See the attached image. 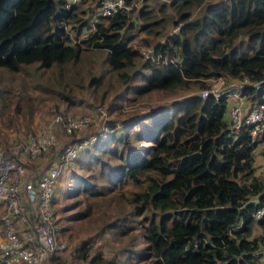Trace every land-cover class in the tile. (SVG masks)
<instances>
[{
	"label": "trees",
	"instance_id": "1",
	"mask_svg": "<svg viewBox=\"0 0 264 264\" xmlns=\"http://www.w3.org/2000/svg\"><path fill=\"white\" fill-rule=\"evenodd\" d=\"M93 1L90 17H84L88 11L77 12V4L67 7L68 0H0V68L9 72L32 64L63 68L94 49L105 52L103 62L123 83L134 82L128 86L135 94L202 90L219 76L249 82L264 77V0L163 4L158 10L165 16L151 19L144 14L147 21L140 28L154 35L159 33L157 27L166 25L178 30L152 45V57H144L130 45L136 25L132 10L94 21L101 0ZM197 7L202 11L190 18ZM167 8L173 13L166 14ZM69 22L77 30L78 41L65 30ZM85 27L88 32L83 34ZM242 95L248 108L264 101V90L249 84ZM228 106L225 97L190 93L172 105L139 114L123 124L117 135L108 122L106 132L69 162L77 169L67 196L76 198L73 205L80 195L84 200L104 194L121 198L109 186L133 184L126 199L130 213L117 216L113 227L119 235L132 233L122 251L138 263L264 264L259 261L264 236L253 235V224L264 227V217L252 216L264 203V171H258L255 163V149L264 146V135L252 137L246 127L230 134ZM140 122L145 123L136 131ZM151 126L154 131L149 134ZM131 139L139 144L132 145ZM118 146L125 147L118 150ZM261 151L264 154V147ZM103 154L116 162H104ZM92 163L103 169L109 166L107 183L96 181L94 173L85 176L86 165ZM128 214L141 217L137 227L125 223ZM91 249L85 241L74 250V257L90 258L87 264H116L99 253L91 257Z\"/></svg>",
	"mask_w": 264,
	"mask_h": 264
},
{
	"label": "rangeland",
	"instance_id": "2",
	"mask_svg": "<svg viewBox=\"0 0 264 264\" xmlns=\"http://www.w3.org/2000/svg\"><path fill=\"white\" fill-rule=\"evenodd\" d=\"M170 1L129 0L136 23L130 45L134 48L152 47L155 43L163 41L166 35L174 33L173 30L177 27L175 25L157 27L155 31L159 33L155 35L146 33L145 29L140 28V25L147 21L144 14L150 15L151 19L164 17L165 15L163 16L158 9L163 4L168 5ZM215 1L208 0L211 3ZM71 4H77V12L84 9L88 11L83 14L86 17L90 15V8L94 1L77 0ZM201 11V7L194 8L190 18L194 19ZM171 13H173L172 9L167 8L166 14ZM73 25L69 22L65 30L73 41H78L77 30ZM86 31L87 27L83 28L82 33ZM145 41H148L149 45L148 43L143 44ZM104 58V51L93 49L90 53L85 51L81 61L74 65H64L63 68H45L38 64L25 66L18 72H9L0 68V151L23 163L26 178H34L49 164L56 162L58 158L56 152L71 141L105 133L108 122H112L114 126L110 131L117 135L123 124H127L139 114L155 110L158 106L172 105L175 101L200 90L180 89L174 93L154 90L135 94L130 90L132 87L128 86L134 82L123 83L117 74L103 62ZM94 78L96 81L91 82ZM214 83L219 82L210 81V84ZM223 85L224 83L220 84V87ZM64 114H70L72 117L90 115L92 121L84 128L70 133H66L61 125L56 126L55 140L51 147L39 156L28 157L22 150L28 137L38 134L44 127L49 126L55 116ZM144 123L140 122L136 125L135 130L138 131ZM147 130L149 134H152L154 126ZM134 144L139 143L133 139L132 145ZM121 147L125 146H118V150ZM262 147L264 146L259 144L255 151ZM121 152L123 153L124 149H121ZM102 158L109 164L116 162V159L109 154H103ZM261 160L264 164V159ZM72 163H65L62 166V174L54 200L57 235L67 244L68 248L59 256L55 255V259L50 260V258L45 264H87L90 258L79 260L74 257V250L85 241L92 247L91 257L99 253L103 258L111 259L116 264H141L134 261L132 255L126 258L122 251L126 244L131 242L132 233L119 235L117 229L113 227L115 223H118L116 222L117 216L125 218L127 213H130V205L126 199L134 188L133 184L127 183L119 187L118 185L109 186L121 193V198L110 199L104 194L97 197L91 196L84 200L80 195L77 205H73L76 198L67 196L70 177L77 169V166ZM109 169V166L103 169L99 164L92 163L86 165L83 173L85 176L94 173L96 181L103 184L107 183L105 177ZM1 210L0 206V213ZM140 218V216L128 214L125 223L131 227H137V221ZM259 234L264 236V227L254 223L253 235Z\"/></svg>",
	"mask_w": 264,
	"mask_h": 264
},
{
	"label": "built area",
	"instance_id": "3",
	"mask_svg": "<svg viewBox=\"0 0 264 264\" xmlns=\"http://www.w3.org/2000/svg\"><path fill=\"white\" fill-rule=\"evenodd\" d=\"M77 0H68L67 7ZM132 5L127 0H101L94 11L97 18L130 11ZM178 30V26L173 30ZM88 32V31H86ZM138 48V47H137ZM145 57H152L153 47L138 48ZM219 83L198 92L201 97L213 95L225 97L228 106V130L236 135L246 127L250 136L264 135V101L248 108L242 90L249 84L264 90V77L255 82L248 79H228L222 76L213 78ZM224 83L222 87L220 84ZM92 121L90 115L72 117L70 114L55 116L51 124L38 134L31 135L23 145L28 157H36L45 152L54 143V129L61 125L66 133L80 130ZM97 139L91 136L73 140L65 145L56 162L49 164L34 178H26L24 165L12 156L0 151V264H45L59 251L66 250L67 244L58 238L57 219L53 197L62 166L72 161L87 145ZM254 218L264 217V203L252 214ZM264 251V250H263Z\"/></svg>",
	"mask_w": 264,
	"mask_h": 264
},
{
	"label": "crops",
	"instance_id": "4",
	"mask_svg": "<svg viewBox=\"0 0 264 264\" xmlns=\"http://www.w3.org/2000/svg\"><path fill=\"white\" fill-rule=\"evenodd\" d=\"M230 101H232V99H230ZM230 101H229V103H230ZM261 149L255 151V163H256V167L258 168V171H263V169H264V164L261 160V159H264V154L262 153ZM57 187L55 190V194L57 193ZM0 233H1V230H0ZM263 250H264V248H263ZM263 250H261V255L259 257V261L262 263H264V251ZM65 251L66 250L59 251L56 254V256H59L60 254L64 253Z\"/></svg>",
	"mask_w": 264,
	"mask_h": 264
}]
</instances>
